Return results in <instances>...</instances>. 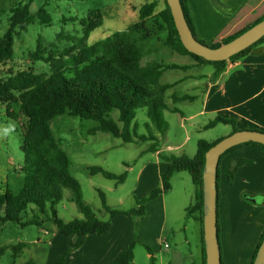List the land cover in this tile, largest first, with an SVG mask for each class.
<instances>
[{
    "label": "trees",
    "instance_id": "1",
    "mask_svg": "<svg viewBox=\"0 0 264 264\" xmlns=\"http://www.w3.org/2000/svg\"><path fill=\"white\" fill-rule=\"evenodd\" d=\"M164 1L165 7L159 12H157V2L141 6L138 10V21L125 31L117 32L98 43L88 45L90 35L105 23L104 12L95 10L81 21L83 37L74 46L67 47L60 57H56L58 52L56 48L51 49L46 56V51L41 45H38V49L31 53L30 57L34 63L44 62L50 66V74H37L33 70H28L0 79V104L4 105L7 117L15 121L20 119L24 121L21 145L24 162L19 171L8 175L5 190L0 191V223L15 224L25 229L30 226L40 227L46 222H51L65 237H87L107 233L111 228L112 219L125 214L119 210H112L102 191H100V197L103 209L110 215V220L99 219L93 209L84 202L81 184L70 172L71 160L55 135L52 123L59 117L67 116L79 118L82 121H93L96 125L91 134L98 132L110 134L127 144L156 140L155 136L138 133L135 119L138 111L145 109L149 121L147 126L153 127L158 134L165 135L168 127L164 119V111L173 113L179 111L171 108L167 102L168 91L176 84H161L160 80L167 71H187L193 67L158 61L142 63L148 52L145 43L153 37L149 27L150 22L157 24L159 30H167L164 45L173 53L190 56L196 61L197 66H213L214 79L226 70L228 61L241 60L264 43L263 38L228 61H207L190 53L183 46L167 0ZM181 4L194 37L211 48L221 46L219 42L208 44L199 37L188 0H181ZM30 8V3H19L11 9L9 27L4 35H0V65L13 60L16 40L23 32L28 31L35 20H39L43 25L51 23V16L44 8L36 14H32ZM262 20L264 16L224 39L223 44L233 41ZM54 47L55 45L52 46ZM189 99L191 97L188 95L174 96L172 102ZM114 112L119 113L117 121L112 117ZM219 124L230 125L233 133L240 131L236 120L223 117H217L209 122L204 129L209 130ZM219 141L200 140L198 152L192 158L187 155L162 156L161 158L169 164L166 172L161 174L162 188L151 192L147 199L138 201V209L131 210L129 213L134 216H144V205L171 189L174 174L188 172L197 186V194L195 203L186 210L187 216L196 218L203 225V172L206 153ZM245 145L256 146L264 154L263 145L247 143L233 147L221 156L217 179L218 204L221 195L222 162L228 154ZM150 150L157 152L159 148L154 145ZM247 162L244 159H237L234 163H228L225 166L223 172L230 184L235 180L236 171ZM88 172L91 176L101 174L108 180L116 181L117 184L124 183L127 178L126 174L116 175L102 167H89ZM65 190L70 192L69 201L76 204L79 212L84 216L83 220L75 219L67 223L58 217L57 207L64 199ZM31 214L32 217L29 218ZM196 214L199 216L197 217ZM202 233L204 236V231ZM218 233L220 239L219 221ZM263 240L264 235L255 253L254 261ZM136 243L137 240L134 237L130 246L109 264H134ZM21 247L22 245L15 249L14 258H17ZM148 251L151 264H156L153 252L150 248ZM69 252L61 255L55 264H65ZM25 264L37 263L30 260Z\"/></svg>",
    "mask_w": 264,
    "mask_h": 264
},
{
    "label": "rangeland",
    "instance_id": "2",
    "mask_svg": "<svg viewBox=\"0 0 264 264\" xmlns=\"http://www.w3.org/2000/svg\"><path fill=\"white\" fill-rule=\"evenodd\" d=\"M157 1V12L165 7L163 0H0V35H4L9 27L10 11L19 3H30L31 13L36 14L44 8L51 16V23L43 25L39 20L29 26L15 42L14 58L5 65H0V79H6L18 72L33 70L37 74H50V66L44 62H33L31 53L41 45L46 56L51 49L57 50L56 57H60L67 47H72L83 37L81 21L95 10H102L105 14L104 25L94 31L88 40V45L98 43L117 32L125 31L139 19V8L147 3ZM153 37L146 41L148 51L143 64L158 61L165 64L187 65L190 60L173 53L164 45L167 30H159L153 21L149 24ZM224 40L219 43L223 44ZM208 44L209 41H206ZM55 45L54 48L52 46ZM193 59V60H192ZM196 62V61H195ZM214 67L201 65L191 70H170L165 72L160 80L161 84H169L186 76H211ZM196 82L207 83V79L187 80L174 88L177 97L189 96L191 99L172 103L167 95V102L171 108L179 112L164 111L167 123L165 135H160L149 123L146 110L137 113L135 123L140 135L155 136L156 140L124 143L121 139L110 134L98 132L91 134L96 123L82 121L79 118L62 116L53 123V131L61 146L71 160V174L81 184L84 202L90 206L99 219L110 220V215L103 209L100 191L106 195L107 204L112 210H119L132 217L133 238L137 240L134 254V264H151L148 248L153 252L156 264H194L199 260L196 243L198 241L197 222L187 216L186 208L195 202L197 186L188 172L174 174L171 189L148 201L144 216H134L129 212L138 209V201L147 199L151 192L163 186L161 169L158 163H166L158 158L152 146L159 148L163 156L194 157L198 152L200 140L218 141L233 134L230 125L219 124L205 130L206 124L213 120L214 115H200L203 103V93L196 90ZM170 94V92L168 93ZM118 112L112 117L117 121ZM196 115L193 119H188ZM186 118L187 120H184ZM23 123L15 121L6 115L4 105L0 104V191L4 192L8 175L19 171L24 162L21 151L23 140ZM189 138L185 146L182 144ZM173 148V149H170ZM89 167H102L116 175L126 174V181L117 184L101 174L91 176ZM70 192L64 191V199L58 205V217L65 222L75 219L83 220L75 203L69 201ZM244 200H253L258 206L264 207V195L251 197L244 195ZM193 201V202H192ZM249 214V213H247ZM252 218L247 217L253 222ZM32 217V214L29 218ZM142 230L145 241L137 237ZM57 228L54 224L44 223L42 226H30L22 229L15 224L0 223V264H25L33 260L37 264H47L51 243ZM62 235V234H61ZM189 240L190 245L186 240ZM133 240V239H132ZM168 245V248L165 245ZM22 245L14 258V251Z\"/></svg>",
    "mask_w": 264,
    "mask_h": 264
},
{
    "label": "crops",
    "instance_id": "3",
    "mask_svg": "<svg viewBox=\"0 0 264 264\" xmlns=\"http://www.w3.org/2000/svg\"><path fill=\"white\" fill-rule=\"evenodd\" d=\"M188 5L199 37L210 43L227 39L264 16V0H188ZM185 57L191 59L190 56ZM187 65L198 67L195 61H190ZM214 73L212 78L204 75L186 76L169 84H176L174 87L176 88L187 80L205 77L207 83L196 82L194 85L196 90L203 93L200 115H214L213 120L217 117L234 119L240 130L264 132V43L243 59L228 61L226 70L218 78H213ZM174 88L168 91L170 100L175 96L173 92L171 93ZM194 117L196 115L188 119ZM188 141L189 138L182 147ZM154 154L158 158L163 156L160 149ZM237 159L248 162L236 171L235 180L230 184L223 170L228 163H234ZM158 166L161 167L160 174H163L169 164L158 163ZM220 194L218 221L222 262L253 264L255 253L264 235V207L258 206L253 200L245 201L244 195L250 194L251 197L264 195V154L258 147L245 145L224 158ZM190 206L191 204L187 208ZM251 213L254 214L253 222L247 218H252ZM194 219L197 222L196 248L199 255V260L194 264H206L203 225ZM132 220V217L127 215L114 217L110 230L103 235L65 237L57 230L51 243L47 264H55L67 251L70 252L65 264L111 263L132 242ZM137 237L145 241V235L140 228ZM186 242L190 245L188 239Z\"/></svg>",
    "mask_w": 264,
    "mask_h": 264
},
{
    "label": "water",
    "instance_id": "4",
    "mask_svg": "<svg viewBox=\"0 0 264 264\" xmlns=\"http://www.w3.org/2000/svg\"><path fill=\"white\" fill-rule=\"evenodd\" d=\"M176 29L183 46L192 54L210 62H223L250 48L264 38V20L231 42L211 48L199 42L193 35L181 4V0H167ZM256 143L264 146V132L240 130L221 139L207 153L203 172V231L206 264H222L218 233V168L220 158L233 147ZM253 264H264V240Z\"/></svg>",
    "mask_w": 264,
    "mask_h": 264
},
{
    "label": "built area",
    "instance_id": "5",
    "mask_svg": "<svg viewBox=\"0 0 264 264\" xmlns=\"http://www.w3.org/2000/svg\"><path fill=\"white\" fill-rule=\"evenodd\" d=\"M166 247H168V245H166Z\"/></svg>",
    "mask_w": 264,
    "mask_h": 264
}]
</instances>
